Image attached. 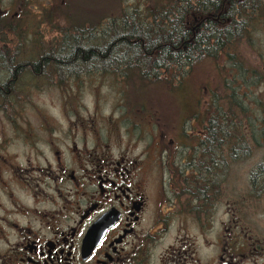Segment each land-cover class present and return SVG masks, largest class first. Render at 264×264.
<instances>
[{"label": "flooded vegetation", "instance_id": "af4514ba", "mask_svg": "<svg viewBox=\"0 0 264 264\" xmlns=\"http://www.w3.org/2000/svg\"><path fill=\"white\" fill-rule=\"evenodd\" d=\"M67 1L0 0V264H264V188L225 181L237 164L251 181L264 156L254 164L251 139H209L207 108L138 152L31 109L40 26Z\"/></svg>", "mask_w": 264, "mask_h": 264}, {"label": "trees", "instance_id": "16d2710c", "mask_svg": "<svg viewBox=\"0 0 264 264\" xmlns=\"http://www.w3.org/2000/svg\"><path fill=\"white\" fill-rule=\"evenodd\" d=\"M263 19L264 0L157 1L142 14L136 10L132 15L110 19L101 31V26H84L74 19L73 25L58 30L60 38L42 44V55L36 57L40 56L41 62L30 71V86H62L67 78L94 72L132 76L142 84L172 86L177 78L202 64L224 58L231 68V80L226 81L225 94L219 100L214 96L208 109L209 115L212 112L207 118L212 125L209 139L223 134V142H229L238 135L239 141L251 139L259 145L264 140V109L257 125L245 114L252 88L263 81L256 74L248 76L249 69L237 52L244 42L250 44L252 33ZM220 107L222 127L214 128L220 123L214 114ZM263 172L262 166L255 170L251 178L254 187L264 188Z\"/></svg>", "mask_w": 264, "mask_h": 264}, {"label": "rangeland", "instance_id": "374dc122", "mask_svg": "<svg viewBox=\"0 0 264 264\" xmlns=\"http://www.w3.org/2000/svg\"><path fill=\"white\" fill-rule=\"evenodd\" d=\"M157 1L166 3V0H68L60 16H47L40 26L42 40L46 44L60 38L58 30L73 25L74 19L84 26H101V31L110 19L132 15L136 10L142 14ZM37 24L34 21L35 29ZM238 49L239 59L249 69L248 76L256 74L263 81L252 88L245 114V117L252 116L257 125L261 122L260 111L264 109V19L252 33L250 44L244 42ZM230 69L225 59L220 58L218 62H207L188 72L187 77L177 78L172 86L142 84L132 76L127 78L116 73L83 74L67 78L62 86L33 89L31 109L40 110L47 120H60L63 113L78 115L79 119L109 131L112 139L121 140L124 146L133 141V145H138L134 147L138 152L149 141L157 139L161 131L171 135L183 124L184 131L192 130L200 113L210 108L213 97L217 95L219 100L225 94L226 81L231 80ZM262 156L264 142L255 145L252 156L255 165ZM233 171L234 176L225 180L227 188L242 192L251 186L245 165L237 164Z\"/></svg>", "mask_w": 264, "mask_h": 264}]
</instances>
